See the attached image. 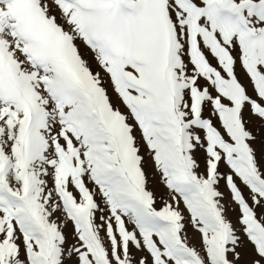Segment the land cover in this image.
I'll return each instance as SVG.
<instances>
[{
  "label": "snow or ice",
  "instance_id": "obj_1",
  "mask_svg": "<svg viewBox=\"0 0 264 264\" xmlns=\"http://www.w3.org/2000/svg\"><path fill=\"white\" fill-rule=\"evenodd\" d=\"M0 264H264V0H0Z\"/></svg>",
  "mask_w": 264,
  "mask_h": 264
}]
</instances>
